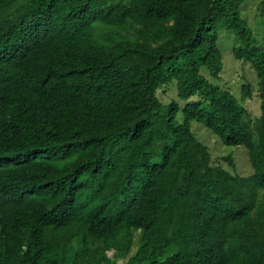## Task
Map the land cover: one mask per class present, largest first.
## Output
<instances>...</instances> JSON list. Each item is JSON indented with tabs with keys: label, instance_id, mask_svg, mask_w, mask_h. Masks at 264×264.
Returning a JSON list of instances; mask_svg holds the SVG:
<instances>
[{
	"label": "trees",
	"instance_id": "trees-1",
	"mask_svg": "<svg viewBox=\"0 0 264 264\" xmlns=\"http://www.w3.org/2000/svg\"><path fill=\"white\" fill-rule=\"evenodd\" d=\"M249 5L0 0V264H264ZM222 31L255 73L256 119L203 74L220 79ZM191 122L245 148L252 174L213 164Z\"/></svg>",
	"mask_w": 264,
	"mask_h": 264
},
{
	"label": "rangeland",
	"instance_id": "rangeland-1",
	"mask_svg": "<svg viewBox=\"0 0 264 264\" xmlns=\"http://www.w3.org/2000/svg\"><path fill=\"white\" fill-rule=\"evenodd\" d=\"M259 2L260 0H251V5L247 7L246 12L248 23L253 29L256 40L264 45V16H260L259 12H257V5ZM232 34L233 33L226 31L220 32L218 45L223 61V70L220 73V79L214 80L210 78L207 73L203 74L214 84H219L221 88L229 90L238 103H241L244 107L249 118L256 119L260 116V103L256 93L255 73L248 64H243L234 59L232 48L237 45V41L232 37ZM248 84L252 86V94L245 100H241L242 87ZM167 88L170 89L166 94L168 99L179 103L176 93L171 89V86ZM190 127L196 138L208 147L213 164L220 165L230 170L234 175L248 177L252 174L248 153L245 148L227 147L223 145L213 133L199 123L191 122ZM229 156L234 163V168L229 167L227 162L223 160ZM111 254L112 253H108V256L111 257Z\"/></svg>",
	"mask_w": 264,
	"mask_h": 264
}]
</instances>
